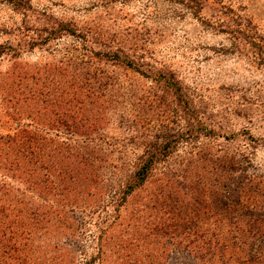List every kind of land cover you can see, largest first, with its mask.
I'll return each instance as SVG.
<instances>
[{"label":"rangeland","instance_id":"1","mask_svg":"<svg viewBox=\"0 0 264 264\" xmlns=\"http://www.w3.org/2000/svg\"><path fill=\"white\" fill-rule=\"evenodd\" d=\"M0 264H264V0H0Z\"/></svg>","mask_w":264,"mask_h":264},{"label":"trees","instance_id":"2","mask_svg":"<svg viewBox=\"0 0 264 264\" xmlns=\"http://www.w3.org/2000/svg\"><path fill=\"white\" fill-rule=\"evenodd\" d=\"M121 62L124 63L123 60H121ZM124 64L131 66L130 63H126V61ZM165 154H166L165 152L156 151V152H149L146 154V156L143 155L141 157L142 162L137 167L136 173L140 174L139 176L145 175L149 171L152 162L155 161L158 157H162Z\"/></svg>","mask_w":264,"mask_h":264}]
</instances>
